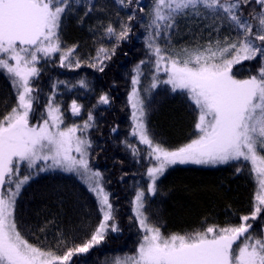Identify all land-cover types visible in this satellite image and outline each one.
<instances>
[{"label": "snow or ice", "instance_id": "obj_1", "mask_svg": "<svg viewBox=\"0 0 264 264\" xmlns=\"http://www.w3.org/2000/svg\"><path fill=\"white\" fill-rule=\"evenodd\" d=\"M115 2L127 10V19L119 24V31L111 23L104 30L117 43L111 51L99 48L88 66L103 72L104 61L132 33L133 21L145 29L148 59L133 68L128 95L131 135L146 146L143 156L136 145L124 142L133 157L147 161L146 188L138 187L132 201L141 236L134 254L113 264H264V223L259 231L252 223L264 221V0H151L148 6L141 0ZM80 8L87 17L98 10V4L92 0H0V74L15 98L0 111V264H72L73 256L88 253L110 233L121 231L103 174L90 163L92 142L87 131L95 126L92 112L82 125L65 124L57 89L60 84L67 87L66 82L52 85L41 109L34 80L41 74V61H50L56 53H60V67L81 66L75 55L78 46L65 47L61 39L64 22ZM181 24L193 40L207 31V42L175 48L172 38ZM253 60L257 61L255 74L237 78L233 67ZM148 64L153 73L150 89L167 85L194 106L195 131L188 142L174 148L156 139L146 125L148 108L140 77L142 66ZM78 84L87 87L84 80ZM99 103L108 105L110 96L100 95ZM81 108L76 100L69 106L73 116H79ZM176 165H227L235 167L237 175L250 165L256 184L250 213L241 215L238 224H212L203 230L165 235L158 222L150 220L145 203L148 196L157 194L160 177ZM56 170L87 179L101 216L90 238L66 245L62 253L31 243L16 216L21 190L41 173Z\"/></svg>", "mask_w": 264, "mask_h": 264}, {"label": "trees", "instance_id": "obj_2", "mask_svg": "<svg viewBox=\"0 0 264 264\" xmlns=\"http://www.w3.org/2000/svg\"><path fill=\"white\" fill-rule=\"evenodd\" d=\"M92 2L98 4L97 11L85 17L84 9L80 8L77 14L64 22L62 28L63 45L78 46L75 55L82 61L81 66L70 70L60 67L57 60L43 62L40 65L41 74L34 80L40 90L41 109L52 85L57 81L66 82L67 87L60 84L57 90L65 124L71 125L73 122L67 108L73 100L82 103L86 115L89 111L93 114L95 126L88 133L92 142L90 163L103 174L105 190L110 194L116 209L121 231L110 233L104 242L88 253L73 256L72 264H113L118 257L134 254L141 236L134 223L132 201L138 187L146 188L147 161L133 157L124 142L136 145L129 134L131 121L128 94L133 68L140 60L148 59L146 32L143 25L133 21L135 27L132 33L127 40L119 41L115 55L104 61V71L89 67L99 48L111 51L117 43L115 38H108L104 30L106 26L111 23L119 31V24L127 19V10L121 9L115 0ZM150 2L141 0L146 6ZM208 38L205 31L203 37L197 33L193 40L181 24L178 33L172 38V44L180 49L194 45L197 41L206 43ZM142 67L145 76L141 86L145 88L152 74V66ZM256 67L257 61H244L235 66L233 72L237 78H247L250 73L255 74ZM79 80H84L87 87H80ZM102 94L110 96L108 105L99 103ZM14 99L11 85L0 74V111L5 103L11 105ZM144 100L148 108L146 125L156 139L172 148L188 142L195 131L196 113L186 96L173 93L169 87L161 85ZM113 128H117L116 133L112 132ZM138 148L143 156L145 149ZM253 177L250 165L239 175L235 173V167L227 165L174 166L157 181L158 192L146 199L145 211L150 220L158 222L165 235L203 230L212 224H238L239 217L249 214L252 209L256 191ZM16 216L19 228L31 243L51 246L59 253L66 250V245L71 247L90 238L101 218L95 196L80 179L58 170L41 174L24 187L17 200ZM252 223L254 229L259 231V225L264 221Z\"/></svg>", "mask_w": 264, "mask_h": 264}, {"label": "rangeland", "instance_id": "obj_3", "mask_svg": "<svg viewBox=\"0 0 264 264\" xmlns=\"http://www.w3.org/2000/svg\"><path fill=\"white\" fill-rule=\"evenodd\" d=\"M59 56H60V53H56L54 56H53V58L51 59V60H57V62H58V65H59ZM43 63V61H41V64ZM148 65H150V64H148ZM235 66H237V65H235ZM234 66V67H235ZM233 67V68H234ZM153 74V73H152ZM152 74H151V76H150V79H149V81L147 82V86L145 87V88H142V84H140V88H141V95H142V98L144 99V97H146L147 95H149L153 90H155L158 86H161V85H164V84H158L157 85V87L155 88V89H150V82H151V80H152ZM160 75H161V77L162 78H166V77H164L163 76V73H160ZM144 76H145V74H143L141 77H140V79L142 80V78H144ZM164 86H167V85H164ZM167 87H169V86H167ZM170 88V87H169ZM57 90H59V89H57ZM130 91H131V89H130ZM130 93V92H129ZM145 93V94H144ZM59 94H62V93H59ZM129 95V94H128ZM46 97H48V96H46ZM47 100V99H46ZM57 101L60 103V101L58 100V94H57ZM70 104L71 103H69L68 104V112H69V117L71 118V119H73V122L71 123V124H73V123H75V124H79V125H82L83 124V122H84V120H86L87 119V115H86V112H85V110H84V112H85V115H84V112H83V110L82 109H84V107H83V105H82V103H78V104H80V105H82V108H81V113H80V115L79 116H73L72 114H71V112H70V110H69V106H70ZM128 105H129V103H128ZM60 106H61V109H62V103H60ZM129 108H130V121H131V128H132V125H133V121H132V118H131V107H130V105H129ZM65 118V117H64ZM91 129V128H90ZM89 129V130H90ZM89 130L87 131V136H88V133H89ZM79 134V133H78ZM129 134H131V131H130V133ZM131 136V139L133 140V142L136 144V146H138V147H142V148H146V146H144V145H140L139 144V142H138V140H137V138L136 137H133L132 135H130ZM176 166H198V165H176ZM172 167H174V166H172ZM205 167H210V166H205ZM171 168V167H170ZM59 171V170H58ZM51 172H53V171H51ZM46 173H49V172H46ZM63 173H65V172H63ZM41 174H44V173H41ZM40 174V175H41ZM66 174H72V173H66ZM39 175V176H40ZM73 175H75V174H73ZM76 176V175H75ZM38 176H36V177H34V179L35 178H37ZM79 179H80V181L84 184V186L88 189V181H87V179H81L79 176H77ZM32 181V180H31ZM30 181V182H31ZM29 182V183H30ZM28 183V184H29ZM27 184V185H28ZM26 185V186H27ZM25 186V187H26ZM24 189V188H23ZM22 189V190H23ZM21 190V191H22ZM94 196H95V194L94 193H92ZM149 197V196H148ZM147 197V198H148ZM95 198H96V196H95ZM96 201H97V198H96ZM132 211H133V208H132ZM133 215H134V213H133ZM118 258H121V257H118ZM117 259V258H116Z\"/></svg>", "mask_w": 264, "mask_h": 264}]
</instances>
